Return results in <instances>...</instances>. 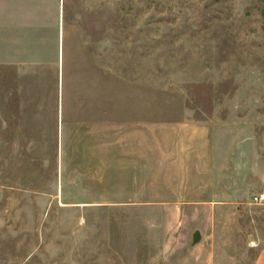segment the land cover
Listing matches in <instances>:
<instances>
[{"label":"rangeland","instance_id":"obj_1","mask_svg":"<svg viewBox=\"0 0 264 264\" xmlns=\"http://www.w3.org/2000/svg\"><path fill=\"white\" fill-rule=\"evenodd\" d=\"M64 2L61 57L57 0L0 20V264H253L264 0Z\"/></svg>","mask_w":264,"mask_h":264},{"label":"crops","instance_id":"obj_2","mask_svg":"<svg viewBox=\"0 0 264 264\" xmlns=\"http://www.w3.org/2000/svg\"><path fill=\"white\" fill-rule=\"evenodd\" d=\"M10 1L11 0H0V20L6 19L9 16V14L11 13L10 10H12L13 13H18L19 10L21 9V7H20V1L21 0H12L11 5H10ZM12 16H14V15H12ZM57 41H58V54H59V57H61V53H62V7H61L60 0H57ZM0 61H2V60L0 59ZM179 153L178 152H172L171 157H170V162L172 164H176V166L178 164L183 163V161H184V157L181 156V153L180 154ZM165 162H168L167 157H165ZM178 168H179V170H177V172L178 171L180 172L181 169H180V167L177 166V169ZM255 193H257V192H255ZM253 264H264V249H261L257 253V255L255 256V258L253 260Z\"/></svg>","mask_w":264,"mask_h":264},{"label":"built area","instance_id":"obj_3","mask_svg":"<svg viewBox=\"0 0 264 264\" xmlns=\"http://www.w3.org/2000/svg\"><path fill=\"white\" fill-rule=\"evenodd\" d=\"M250 201H251L252 204H261V203H264V192L254 193L251 196V200Z\"/></svg>","mask_w":264,"mask_h":264},{"label":"trees","instance_id":"obj_4","mask_svg":"<svg viewBox=\"0 0 264 264\" xmlns=\"http://www.w3.org/2000/svg\"><path fill=\"white\" fill-rule=\"evenodd\" d=\"M65 8H66V5H65V2L63 0L62 2V17L65 15ZM113 12L110 13V15H112ZM115 13V12H114Z\"/></svg>","mask_w":264,"mask_h":264}]
</instances>
